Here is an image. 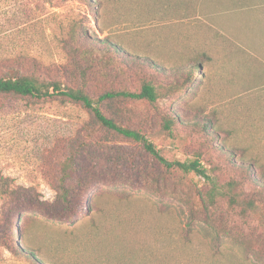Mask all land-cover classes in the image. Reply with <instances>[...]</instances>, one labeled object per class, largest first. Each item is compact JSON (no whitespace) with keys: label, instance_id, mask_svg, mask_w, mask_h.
Masks as SVG:
<instances>
[{"label":"rangeland","instance_id":"1","mask_svg":"<svg viewBox=\"0 0 264 264\" xmlns=\"http://www.w3.org/2000/svg\"><path fill=\"white\" fill-rule=\"evenodd\" d=\"M90 1L0 0V55L33 56L48 65L42 78L75 70L73 85L94 97L137 88L139 70L122 61H150L156 101L115 98L103 109L140 129L166 158L198 160L211 179L184 174V198L214 186L222 193L216 219L188 226L185 203L157 196L145 183L132 186L124 170L110 181L111 170L90 157L87 173L98 177L81 195L89 210L73 220L52 218L41 204L57 196L58 164L90 113L62 97L0 94V264H264V191L234 167L264 166V0ZM73 20L86 37L117 38L125 49L108 56L95 49L86 60L85 44L65 49ZM196 115L210 122L212 144L233 152L230 161L210 148L193 125ZM167 116L177 120L168 129ZM108 138L145 158L138 143ZM103 176L107 181L97 182ZM5 183L22 192L20 200L6 196ZM230 183L239 202H229Z\"/></svg>","mask_w":264,"mask_h":264},{"label":"trees","instance_id":"2","mask_svg":"<svg viewBox=\"0 0 264 264\" xmlns=\"http://www.w3.org/2000/svg\"><path fill=\"white\" fill-rule=\"evenodd\" d=\"M87 1L89 4H93L90 0ZM99 6L93 8L92 14L97 24L100 17ZM79 27L80 24L74 20L69 23L63 46L69 51L76 52L74 48H71L73 44L79 46L85 44L88 50L80 52L85 60L86 57L92 55L95 49L105 52L107 56L119 52V49H125L117 38L105 36L101 41L90 39L81 32ZM100 29V31L104 30L101 27ZM122 63L130 69L136 67L139 70L141 82L138 87L133 90H107L94 97L84 87L73 85L71 79L74 77L75 70L69 69L68 72H64L66 70L62 69V74L59 77L42 78L40 74L47 69L48 65L47 67L42 65L33 56L25 53L0 55V94L38 99L62 97L80 103L90 113L81 132L69 140L63 159L58 164L59 177L54 184L57 189V196L52 203L41 205L48 215L58 220H73L81 209L88 211L90 206L82 204L81 195L95 185L98 177V174L87 173L90 165L84 164V157H90L97 162V165L100 164L98 161H102V164H105L111 173L126 171L125 173L132 177V186L137 183H145L155 195L160 197L172 196L181 203H185L188 208L186 220L188 226L194 220L213 222L216 219L217 196L220 194L222 196V193L216 190L214 186H210L204 196L197 192L196 198L188 194L184 198V174L192 171L211 179L199 161L196 159L180 161L166 158L140 129L107 115L103 109L106 100L115 98L144 100L150 103L156 101L157 90L152 78V74L157 71L156 67L150 61H132L131 63L122 61ZM55 67L59 71L56 65ZM196 67L198 68V64ZM193 69L190 67L187 70L188 73L190 74ZM195 117L193 125L200 127L207 139L211 141L210 148L215 151L220 159L230 161L233 152L225 151L220 146L212 144L216 134L207 128L210 122H207L206 118L199 119L198 115ZM175 121H177L175 116H167L163 122L164 127L170 128V125ZM113 135L121 137L126 142L138 143L140 151L145 154V158L126 149L123 144L111 142L108 137H113ZM148 157L151 160V167L147 165ZM234 167L240 172L241 179L248 181L252 187L264 191V182H260L256 178L258 176V179H264V166H253V162L241 161ZM121 177L124 178L118 173L116 178ZM113 179L115 177L112 173L110 181ZM102 181H107L105 176L97 182ZM230 188H233V194L230 195L229 202H239L237 200L238 193L235 192L234 194V187L231 183ZM3 192L14 201L20 200L22 196L21 191L10 188L8 183H5ZM246 203L249 204L250 202L246 200ZM14 248L19 250H16L17 253L32 255L24 253L23 248L17 246Z\"/></svg>","mask_w":264,"mask_h":264},{"label":"crops","instance_id":"3","mask_svg":"<svg viewBox=\"0 0 264 264\" xmlns=\"http://www.w3.org/2000/svg\"><path fill=\"white\" fill-rule=\"evenodd\" d=\"M262 20H263L262 22H264V18Z\"/></svg>","mask_w":264,"mask_h":264}]
</instances>
